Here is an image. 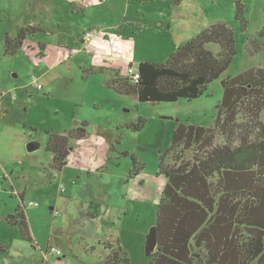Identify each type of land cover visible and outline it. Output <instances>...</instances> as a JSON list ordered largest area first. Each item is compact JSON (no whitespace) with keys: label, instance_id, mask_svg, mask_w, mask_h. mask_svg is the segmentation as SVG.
<instances>
[{"label":"rangeland","instance_id":"rangeland-1","mask_svg":"<svg viewBox=\"0 0 264 264\" xmlns=\"http://www.w3.org/2000/svg\"><path fill=\"white\" fill-rule=\"evenodd\" d=\"M166 2L169 17L173 11L176 14L179 10L180 15L176 20L179 26L189 27L191 36L188 39L197 33L192 29L191 21L196 22L200 30L215 21L225 22L234 32L235 55L223 75L210 82L206 92L198 98H180L151 104L139 102L133 96L118 94L108 88L106 81L114 77L115 70L103 67L99 71V68H91V63L104 64L111 58L96 55L90 52L88 46L81 44V37L86 32L92 31L95 34L100 30L105 34V31H109L107 27L113 22V8L108 0H104V4L86 0H0V90H9L11 95L15 94L14 99L11 95L2 99L9 112L0 121V165H6L5 168L0 167L1 244L9 243V247L14 250L16 242L13 237L19 235L18 228L5 220L6 214L12 211L13 203H19V199L11 197L9 181H5V176H2L4 171L12 176L11 181L15 187L23 188L25 184L32 186L31 197L25 198L26 207L28 200L32 199L45 210L33 222V226L36 225V236L41 240L39 247H43L55 234L61 235V232H55L57 224H54L55 217L49 211V206L53 205L49 201H53L59 193L58 180L45 177L47 173L55 174L57 171H52L49 166L50 171L46 166L44 171L48 172L44 176L39 166L32 168V163L38 164L41 161L47 165V160L51 159V153L46 150L47 132L67 133L86 121V140L89 144H96L90 146L93 148L91 152L89 149L86 152L88 155L95 153L103 164L98 170L92 168L88 175V171L84 174L74 173L71 177L72 185H75V191H87L91 196L90 193L96 192L97 188L106 186H103L104 180L111 182L110 190L104 188L109 191V198L102 206L107 211L117 208L123 219L119 237L130 250V264L148 263L146 241L155 225L157 205L166 181L164 176L158 174V165L161 155L169 149L174 127L178 123L212 126L217 115L216 105L222 97L221 78L238 75L252 67L264 68V35L259 36L264 27V0H184L177 5L175 0ZM237 2L244 5L245 29L241 28L240 22L234 17ZM159 4L156 0H152L151 4L129 1L131 11L142 8L148 14H152V10ZM127 5L128 1L123 0L120 11L115 14L118 21L121 19L119 13L125 14ZM160 5L164 7L162 2ZM82 6L84 10H81ZM193 13L196 16L191 20ZM29 23L40 26L41 31L27 36L15 55H4L5 36L14 35L19 26ZM122 32V29L113 31L116 35ZM132 35L139 38L134 33ZM39 44L43 47L40 48ZM141 45L137 49L138 58L155 63L164 62L177 47L172 44L168 55L161 60L154 46ZM207 47L214 53L219 49L213 43L207 44ZM101 48L107 49L105 46ZM57 61L63 63L56 66ZM119 65L123 71L120 73L127 76L128 65L125 62ZM136 66L133 64L132 68L136 70ZM37 84L41 88H37ZM138 117L145 120L140 130L133 131L126 127V124L136 121ZM31 142H36L38 146L29 151L27 145ZM131 155L141 169L137 177L126 183L127 172L132 166ZM16 158L17 161L23 159L22 167L24 171L31 170L30 177L22 176L23 168L19 164L13 165L12 160ZM12 168L14 171H11ZM16 171L19 172L18 177ZM63 184L66 186L65 182ZM68 217L72 218V215ZM28 226L34 238L29 222ZM64 233L66 241H71L73 246L66 252L63 250L66 249L63 247L65 239H59L58 246L54 240L55 248L62 251L64 257L49 253L48 262L44 264H54L55 261L58 264H86L87 259L92 257L85 249V238L71 232L69 228ZM99 248L103 253V249ZM100 252L92 251L96 256L92 258V264H100ZM0 264H35V261L28 255L16 257L0 250Z\"/></svg>","mask_w":264,"mask_h":264},{"label":"trees","instance_id":"trees-1","mask_svg":"<svg viewBox=\"0 0 264 264\" xmlns=\"http://www.w3.org/2000/svg\"><path fill=\"white\" fill-rule=\"evenodd\" d=\"M243 12L244 5L237 2L234 17L245 29ZM37 31L40 26L29 24L7 34L3 54L15 55ZM211 43L218 45L216 53L207 47ZM234 55L232 28L215 21L178 45L164 62H139L137 78L115 70L106 86L151 104L192 100L223 75ZM220 82L214 124H176L169 149L160 157L158 174L166 181L156 210V248L147 264H264V68L252 67ZM144 123L138 117L126 127L138 131ZM86 125L82 121L67 133L47 132L50 169L64 168L72 142L86 137ZM130 157L127 181L141 169ZM5 220L23 239L32 240L22 203ZM104 247L108 253L103 264H130L117 241ZM6 248L0 243V250Z\"/></svg>","mask_w":264,"mask_h":264},{"label":"crops","instance_id":"crops-1","mask_svg":"<svg viewBox=\"0 0 264 264\" xmlns=\"http://www.w3.org/2000/svg\"><path fill=\"white\" fill-rule=\"evenodd\" d=\"M86 1L88 2L98 1L104 4V0H86ZM108 1L111 7L113 8V12H112L113 22L111 25L107 27L109 31L107 32L105 31L104 32L105 34H103V32L99 30L90 38H88V40H83V36L81 37L82 46L85 45L88 46L90 52H93L94 54L99 56H108L111 58L109 62L104 64H100L93 61L91 63V68L104 67L107 68L108 70H112V71L119 70L121 72L119 65L120 62H125L128 66L130 64L136 65L142 61V59L138 58L139 53L137 50L142 46L141 43H143V45L150 44L151 46H154V48H156L158 53L161 55L160 56L161 60H164V58L170 52V49L172 48V44H174V46H178L180 43L185 42V40H189L188 38L191 36V31L189 27L179 26V22L178 20H176V18L177 17L179 18L180 15L179 10L176 11L177 12L176 14H174L173 11L171 13V17H169L167 7H165V4H168L167 2L165 3V1L168 0H156V3L160 2L161 4L162 2L164 7H162V5L160 4L157 5V7H155L156 10L155 9L152 10V14L145 13V11L142 8H140L141 10L136 8L135 11H131V7L129 5L130 0H127L128 5L125 7L126 10L125 14L119 13L121 16V19L119 21L118 19H116L115 14L118 13V10L120 11V6L123 0H108ZM183 1L184 0H175V3L177 5L178 2L181 3ZM138 2L140 4L143 3L151 4L152 0H138ZM81 10H84L83 6L81 7ZM194 14L195 13H193V15L191 16V20H193L194 17L196 16ZM143 22L146 23L149 22L150 24L148 23L146 24ZM104 24L105 23H103V26ZM191 26L194 32L198 33L197 30L200 31L199 29L200 27H198V24L196 22L191 21ZM115 29H122L123 30L122 34L120 35L114 34L113 31ZM129 32H131V34ZM133 33L139 38H135L132 35ZM101 46L102 47L105 46L107 49H103L101 48ZM93 48H96L95 51H93ZM143 49H145V47H143ZM145 59L147 60V57H145ZM158 62H162V61H158ZM62 63H63L62 61H57L55 65L58 66L61 65ZM2 99L0 100L1 115L3 113L6 114L9 112V108L6 105H4ZM4 114L0 118V121L3 119ZM86 138L87 137L74 142L73 146H71L69 150L70 152L69 155L67 156L66 165L61 171H57V173L55 174L54 173L46 174L45 172L48 171H44L46 166L49 169V166L52 163V154H51V159L49 158L47 160V165H45V163L41 161H39L38 164H35L34 162L32 163L33 166L32 168L39 166L40 170H43L42 174L44 176L46 174L45 176L46 178L50 176V178L51 179L53 178L54 181L58 180L57 191L59 193L54 196L53 201H49L53 204L49 206V211L52 217H55L53 220L54 224H57L55 226V232H61V235L55 234L53 238L50 237L48 241H46L45 245L43 244V247H39L41 240H39V238L36 236L34 229L36 225L33 226V222H35L37 215H39L40 213H44L45 210L44 208H40V206H38L39 204L33 202L32 199L28 200V207L24 205L26 196H28L29 198L31 197L30 193L33 191L32 190L33 188H31L32 186L31 185L29 186V184H25L23 188L15 187V185L11 181L12 176L10 177L8 172L6 171L2 173V176H5L6 178L4 180L9 181L10 189L12 191L10 193L11 197L16 196L19 199V203H13L11 208L12 211L8 214L13 213L16 206L22 203L24 205L26 219H28L27 222L31 224L32 233L35 236L34 238L31 236L32 240L28 241L23 239L20 235V232L18 231L19 235H15L13 237L14 242H16L14 243L16 249L12 250L11 247H9L10 246L9 243H6L7 248L5 251L7 253L16 257L19 255L22 257L28 255L29 257H31L32 261H35V264H40V262L41 264H44L45 262H48L49 253H52L49 250V247L52 246L55 248L53 244L54 240L56 245L58 246L57 242L59 241V239H61V241L65 239L63 247L65 246L66 249L63 250H65L66 252L69 251L71 246H73L71 241L68 242L66 241L65 238L64 232L67 228H69L71 232L79 233L81 238L83 239L85 238V245H86L85 249L90 252L92 258L96 257L95 254L94 255L92 254L93 250L95 251V253H98L100 252L99 247L103 249V253L100 252L102 254V256L100 257L102 258L100 264H103L104 259L108 253V251L104 247V244L107 242L113 243L114 241H117L119 245L120 244L122 245V248L127 253L128 257H130L129 256V254L131 255L130 250H128L125 247L124 243H122V240L119 237L120 226L121 223H123V219L121 218L118 209L112 208V210L107 211V209L103 208L102 206L103 203H107L108 201L109 198L108 190L111 189L110 186L111 182L110 181L106 182L104 180L105 182L103 181V186L106 185L105 187L108 190L106 191L104 189L105 187L97 188L98 190L96 189V192L90 193L91 196L87 194V191H81V192L75 191V185H72L74 183L72 182L71 177L74 175V173L77 172L79 174H84L85 171H88V173L86 174L88 175L90 174L89 171L92 168L98 170L102 167L103 164V161L100 158L98 159V156H96L95 153H91L88 155V153L86 152V149H89L91 152L93 148H90V146L93 145L96 146L95 143L89 144ZM17 160L18 158L12 160L13 165L19 164L22 169L23 168L22 165L24 163L23 159L21 161H17ZM1 166L2 165H0V167ZM2 167L5 168L6 165L4 164ZM11 171H14V168H12ZM30 171H24L23 168L22 176H24V178L30 177L31 176ZM39 172L40 171H38V173ZM18 173L19 172L16 171V176L18 175ZM54 175H56V177ZM101 178H103V175L101 176ZM125 181L126 183L129 182V180L127 181V176ZM63 182L66 183V186L63 184ZM119 183L121 184L122 187V182L120 181ZM30 202H32L33 204H30ZM91 203L93 205H90ZM69 214L72 215V218L68 217ZM80 229L82 233L80 232ZM62 254L63 252L61 251L60 255ZM62 256L64 257V255ZM92 258L87 259L88 261H86L87 262L86 264H92L94 260V259L92 260ZM53 263L58 264V261H55ZM59 264H61V262H59Z\"/></svg>","mask_w":264,"mask_h":264},{"label":"built area","instance_id":"built-area-1","mask_svg":"<svg viewBox=\"0 0 264 264\" xmlns=\"http://www.w3.org/2000/svg\"><path fill=\"white\" fill-rule=\"evenodd\" d=\"M92 35H94L92 31H90V32H86V33L84 34V36H83V40H88V38H90ZM126 75H127V76H134V78H137V77H138L137 70H134V69L131 68V67H129V68L127 69ZM34 82H36V81H34ZM37 88H41V85L37 84ZM8 95H11V93H10L9 90H1V91H0V100H1L4 96H8ZM11 96H12L13 99L15 98V94L12 93ZM3 179H4V178H3ZM0 182H1V178H0ZM30 204H33V203L30 202ZM35 204H36V203H35ZM49 250H50L52 253L56 254V255H59V254L61 253L60 250H58V249H56V248H54V247H52V246L49 247Z\"/></svg>","mask_w":264,"mask_h":264},{"label":"water","instance_id":"water-1","mask_svg":"<svg viewBox=\"0 0 264 264\" xmlns=\"http://www.w3.org/2000/svg\"><path fill=\"white\" fill-rule=\"evenodd\" d=\"M34 146H32L30 143L27 145V149L29 151L33 150ZM156 248V228L155 226L151 229L147 241H146V254L149 255L152 251H154Z\"/></svg>","mask_w":264,"mask_h":264}]
</instances>
